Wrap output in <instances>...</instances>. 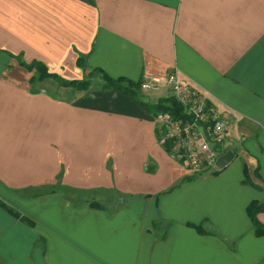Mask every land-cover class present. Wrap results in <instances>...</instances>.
<instances>
[{
    "label": "crops",
    "instance_id": "crops-1",
    "mask_svg": "<svg viewBox=\"0 0 264 264\" xmlns=\"http://www.w3.org/2000/svg\"><path fill=\"white\" fill-rule=\"evenodd\" d=\"M9 53L89 84L33 79ZM93 67L174 70L227 116L232 158L188 170ZM251 200L264 204V0H0V201L18 213L0 205V264H264Z\"/></svg>",
    "mask_w": 264,
    "mask_h": 264
},
{
    "label": "built area",
    "instance_id": "built-area-1",
    "mask_svg": "<svg viewBox=\"0 0 264 264\" xmlns=\"http://www.w3.org/2000/svg\"><path fill=\"white\" fill-rule=\"evenodd\" d=\"M164 84L181 105L185 117L158 111L153 115L156 142L169 144V153L192 172L218 169L217 155L233 148L234 139L227 116L200 90L179 78L174 70L164 75L140 78L139 90H151Z\"/></svg>",
    "mask_w": 264,
    "mask_h": 264
},
{
    "label": "trees",
    "instance_id": "trees-1",
    "mask_svg": "<svg viewBox=\"0 0 264 264\" xmlns=\"http://www.w3.org/2000/svg\"><path fill=\"white\" fill-rule=\"evenodd\" d=\"M16 62L23 66L27 70L33 69L36 73V76H33V79L36 77L37 79H42L44 77H51L55 81H57L58 84L64 85V86H71L75 89H84L88 86L89 84V76L83 77V78H64L57 74L56 72H51L48 71L46 66L39 60H31L29 62H25L21 56V54H11ZM84 57L81 55H78L75 59V64L77 66L82 65L84 61ZM92 69L98 70L100 73L101 78L103 79V83L101 86V89L103 88H110L113 90H118L121 91L129 96H132L137 100L139 105L148 113L154 115L158 111L162 112H167L170 115L174 117H185V115L182 112V107L181 105L173 98V96L168 95V96H163V97H158L155 101H149V100H144L141 98V92L139 90V82L140 78L136 80H132L129 78H125L123 76H117V77H112L108 75L106 72H104L102 69L98 67H93ZM29 80H32V77H30ZM124 82V83H123ZM164 149L166 151H169V144H164ZM254 173L257 175V171L255 170ZM243 174L244 178L243 181L245 183H249L254 185L245 168H243ZM0 205L5 208L9 213H11L14 216H17L18 213L14 210H11L10 207L6 206L3 202L0 201ZM264 210V204L261 202H258L257 200H251L247 206H246V212L249 217L250 223L252 230L255 235H264V223L260 222L257 217L256 213L258 211ZM195 228L203 232V229L200 228L198 225H193Z\"/></svg>",
    "mask_w": 264,
    "mask_h": 264
},
{
    "label": "water",
    "instance_id": "water-1",
    "mask_svg": "<svg viewBox=\"0 0 264 264\" xmlns=\"http://www.w3.org/2000/svg\"><path fill=\"white\" fill-rule=\"evenodd\" d=\"M233 151L231 149L225 150L223 153L219 154L215 158V165L217 167H221L223 164H225L230 158L233 156Z\"/></svg>",
    "mask_w": 264,
    "mask_h": 264
},
{
    "label": "rangeland",
    "instance_id": "rangeland-1",
    "mask_svg": "<svg viewBox=\"0 0 264 264\" xmlns=\"http://www.w3.org/2000/svg\"><path fill=\"white\" fill-rule=\"evenodd\" d=\"M100 81H97V82H95L94 80H93V82L96 84V85H98L99 86V84H101L100 82L102 81L101 79H99ZM102 86V85H101ZM101 88V87H100ZM205 172V171H204ZM196 173H201V171L200 172H196Z\"/></svg>",
    "mask_w": 264,
    "mask_h": 264
}]
</instances>
